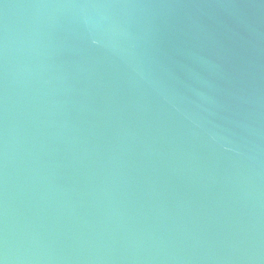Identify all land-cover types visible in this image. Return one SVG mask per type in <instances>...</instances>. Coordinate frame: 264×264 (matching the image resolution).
I'll use <instances>...</instances> for the list:
<instances>
[{"label": "water", "instance_id": "water-1", "mask_svg": "<svg viewBox=\"0 0 264 264\" xmlns=\"http://www.w3.org/2000/svg\"><path fill=\"white\" fill-rule=\"evenodd\" d=\"M3 264H264V0H0Z\"/></svg>", "mask_w": 264, "mask_h": 264}, {"label": "snow or ice", "instance_id": "snow-or-ice-1", "mask_svg": "<svg viewBox=\"0 0 264 264\" xmlns=\"http://www.w3.org/2000/svg\"><path fill=\"white\" fill-rule=\"evenodd\" d=\"M0 264H3V261H0Z\"/></svg>", "mask_w": 264, "mask_h": 264}]
</instances>
